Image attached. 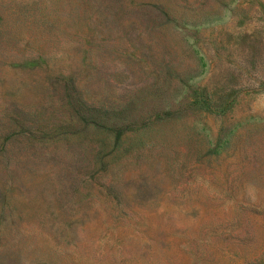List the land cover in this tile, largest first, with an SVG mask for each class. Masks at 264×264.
Masks as SVG:
<instances>
[{"label": "rangeland", "instance_id": "1", "mask_svg": "<svg viewBox=\"0 0 264 264\" xmlns=\"http://www.w3.org/2000/svg\"><path fill=\"white\" fill-rule=\"evenodd\" d=\"M194 2L84 60L44 56L43 0H0V264H264V0ZM68 77L93 104L152 91L114 142L46 128Z\"/></svg>", "mask_w": 264, "mask_h": 264}, {"label": "trees", "instance_id": "2", "mask_svg": "<svg viewBox=\"0 0 264 264\" xmlns=\"http://www.w3.org/2000/svg\"><path fill=\"white\" fill-rule=\"evenodd\" d=\"M196 1L197 3L192 0H43L38 24L45 45L44 56L55 54L49 47L60 41L69 42L72 51L84 60H90L94 55L132 54L128 47H114L115 40L122 37L129 39V29L137 26L152 27L175 21L176 15L173 12L177 10L176 6L183 7L185 2L200 5L202 0ZM98 27L117 29L118 35L99 34ZM68 79L72 90L66 87V91L60 95L66 98L61 105L66 119L61 123L47 121L46 128L51 129L55 125V128H67L69 132H82L87 128L104 129L112 134L114 142L119 141L123 130L135 127L136 118H132L131 111L136 108L139 99L143 100L152 91L148 89L141 96L134 94L117 105L93 104L76 93L73 80L70 77ZM35 112L39 115L36 118H45L43 110L30 113L34 115ZM153 112L157 113L159 110L154 109ZM25 119L24 116L19 118V127L10 131L16 133L21 130V134L34 135V127L26 125Z\"/></svg>", "mask_w": 264, "mask_h": 264}]
</instances>
